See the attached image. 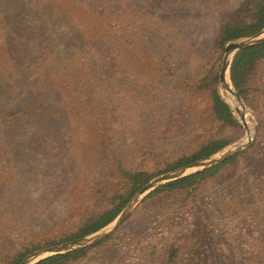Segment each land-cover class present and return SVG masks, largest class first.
<instances>
[{
	"label": "rangeland",
	"instance_id": "1",
	"mask_svg": "<svg viewBox=\"0 0 264 264\" xmlns=\"http://www.w3.org/2000/svg\"><path fill=\"white\" fill-rule=\"evenodd\" d=\"M251 2L0 0V264L111 207L119 167L154 173L217 132L192 83L208 62L219 74L218 33ZM244 104L246 127L230 108L241 128L217 154L248 142L235 167L193 196L150 191L74 264H157L147 252L186 235L197 258L173 264H262L264 114Z\"/></svg>",
	"mask_w": 264,
	"mask_h": 264
},
{
	"label": "trees",
	"instance_id": "2",
	"mask_svg": "<svg viewBox=\"0 0 264 264\" xmlns=\"http://www.w3.org/2000/svg\"><path fill=\"white\" fill-rule=\"evenodd\" d=\"M263 28L264 0H252L248 12H246L244 16L222 26L217 36L216 48L217 50L222 51L223 47L228 42L252 37L260 33ZM263 63L264 42L240 49L233 57L229 72L230 81L234 90L239 97L253 109L259 123L264 114V111L261 109V107L264 106V84L260 83V71L263 67ZM218 69L219 66L216 65V62H208L201 68L200 78L195 81V83H192L193 90L204 93L209 99L210 117L212 118V121L218 124L217 132L215 134L201 142L194 150L176 156L171 161L167 162L162 169L157 170L154 173L138 170L129 171L119 167L118 175L120 176L119 183L121 186L113 196L115 201L112 202L111 207L103 210L95 216L87 218L76 226L75 229L63 233L58 240H49L45 244L31 246L23 249L15 255L1 258L4 264H19L27 255L37 249L57 243L73 241L97 232L114 221L131 197L153 177L202 160L221 151L224 147L229 145L232 140L226 137L223 133L227 130L237 131L241 126L234 117L230 107L219 96L217 91ZM256 131L255 141H258L259 137L264 133V127H257ZM254 144L255 143L249 146V148ZM245 153L246 152H239L209 168L166 182L147 194V198L171 195L182 196V194H191L190 196H193V192L197 190L199 186L209 180L215 179L225 169L235 167L240 157ZM257 179L256 192L261 205L259 226L262 231L257 252L262 264H264V177H258ZM235 198L236 195L231 196L230 202L234 201ZM227 206L229 209L231 208L229 204H227ZM230 211L232 212L231 209ZM106 240L99 242L91 248L73 250L48 256L35 264L77 263L85 259L91 250L99 244L106 242ZM198 240L199 238H197L196 241ZM196 241H194L190 235L181 236L171 244H163L155 249L151 248L149 252H147V256L148 258H154V260L157 261V264H173L182 255H186L185 253L189 254L187 255L190 256L189 258H197L195 251L198 242ZM258 264L260 263L258 262Z\"/></svg>",
	"mask_w": 264,
	"mask_h": 264
},
{
	"label": "water",
	"instance_id": "3",
	"mask_svg": "<svg viewBox=\"0 0 264 264\" xmlns=\"http://www.w3.org/2000/svg\"><path fill=\"white\" fill-rule=\"evenodd\" d=\"M264 42V28L261 30L260 33L240 39V40H235L228 42L224 46V56L223 60L221 63V67L219 70L218 74V93L220 98L233 110H235L239 116H240V121L242 124L246 127L245 123V104L242 101V99L239 97V95L235 92L231 82H230V77H229V70L231 66V62L233 60L234 55L240 50L244 49L253 45H257ZM227 77L228 81L227 82ZM226 90L230 92L234 96V101L231 103L229 102L222 94L221 90ZM236 103V104H235ZM248 136V134H246ZM248 144V142L246 143ZM246 144L240 143L236 144L230 149L226 150L224 153L221 155L217 156V154L220 152H217L213 155H210L202 160L193 162L189 165L174 169L172 171L166 172L164 174H161L152 180H150L148 183H146L138 192H136L129 202L125 205V207L122 209V211L119 213V215L112 221L111 223L114 222V225L109 229L106 230L105 232L103 229L107 226H109L111 223L103 227L102 229L98 230L95 233H92L90 235L81 237L79 239L73 240V241H68L64 242L60 245L56 246H49L46 248H42L39 250H36L32 252L31 254L27 255L19 264H35L38 261L42 260L43 258H46L51 255L55 254H60V253H66L70 252L73 250H81L84 249L95 242H97L101 237H104L110 233L116 226H118L132 211L134 206L144 197L146 196L147 193L152 191L153 189L157 188L158 186L175 180L177 178L183 177L190 175L192 173L204 170L206 168H209L213 165H216L220 162H222L225 159H228L229 157L235 155L240 149H242ZM100 233V234H98Z\"/></svg>",
	"mask_w": 264,
	"mask_h": 264
},
{
	"label": "bare ground",
	"instance_id": "4",
	"mask_svg": "<svg viewBox=\"0 0 264 264\" xmlns=\"http://www.w3.org/2000/svg\"><path fill=\"white\" fill-rule=\"evenodd\" d=\"M227 82H229L228 81V77H227ZM223 92H225L226 94H227V100L229 101V102H233L235 99H234V96L232 95V94H230V92H228V91H226V90H223ZM235 102V101H234ZM236 104V103H235Z\"/></svg>",
	"mask_w": 264,
	"mask_h": 264
}]
</instances>
